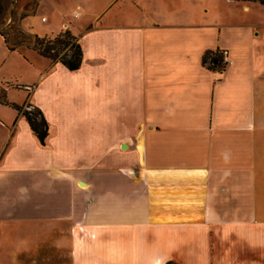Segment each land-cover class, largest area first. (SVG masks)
Returning a JSON list of instances; mask_svg holds the SVG:
<instances>
[{
  "label": "crops",
  "instance_id": "crops-1",
  "mask_svg": "<svg viewBox=\"0 0 264 264\" xmlns=\"http://www.w3.org/2000/svg\"><path fill=\"white\" fill-rule=\"evenodd\" d=\"M42 6L83 61L0 86L48 124L42 144L23 113L0 114V223L61 224L74 264H264V5Z\"/></svg>",
  "mask_w": 264,
  "mask_h": 264
},
{
  "label": "rangeland",
  "instance_id": "rangeland-1",
  "mask_svg": "<svg viewBox=\"0 0 264 264\" xmlns=\"http://www.w3.org/2000/svg\"><path fill=\"white\" fill-rule=\"evenodd\" d=\"M15 2L0 0V86L5 90L11 85L17 87L37 82L41 75L48 72L51 64L32 49L36 36L51 38V24L43 21V17L48 18L45 7L42 6L36 15L37 0L31 2L34 5L27 0H22L18 6ZM227 8L231 18L239 19L242 12L240 5L216 2L215 9L221 11ZM134 10L139 12L138 8ZM2 94L0 114L7 116L10 112L17 113L18 107L23 106L18 103L30 93L16 90L9 97L6 93ZM63 233L64 227L56 223L1 222L0 264H74L72 246L60 240Z\"/></svg>",
  "mask_w": 264,
  "mask_h": 264
},
{
  "label": "trees",
  "instance_id": "trees-1",
  "mask_svg": "<svg viewBox=\"0 0 264 264\" xmlns=\"http://www.w3.org/2000/svg\"><path fill=\"white\" fill-rule=\"evenodd\" d=\"M260 2L264 5V0H241ZM32 49L42 57L51 60L52 62H61L69 70L76 71L81 67L83 61V50L78 43L76 37H74L70 31L61 32L54 38H43L36 36L35 41L32 43ZM205 64H210L213 69H224V58L218 53L209 51L204 57ZM2 93H5L2 91ZM0 92V98L4 97V94ZM18 111L23 113L29 122L30 126L34 129L38 135L42 144L45 143V139L48 135V124L41 116V112L38 109L34 111H28L26 107H18Z\"/></svg>",
  "mask_w": 264,
  "mask_h": 264
},
{
  "label": "built area",
  "instance_id": "built-area-1",
  "mask_svg": "<svg viewBox=\"0 0 264 264\" xmlns=\"http://www.w3.org/2000/svg\"><path fill=\"white\" fill-rule=\"evenodd\" d=\"M46 18H44V20H45ZM224 58V62H228V59L224 56L223 57Z\"/></svg>",
  "mask_w": 264,
  "mask_h": 264
}]
</instances>
